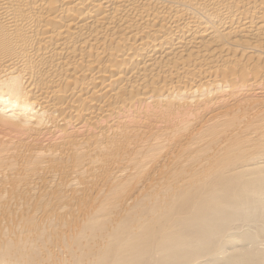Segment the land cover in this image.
Segmentation results:
<instances>
[{
	"label": "bare ground",
	"instance_id": "6f19581e",
	"mask_svg": "<svg viewBox=\"0 0 264 264\" xmlns=\"http://www.w3.org/2000/svg\"><path fill=\"white\" fill-rule=\"evenodd\" d=\"M264 0H0V264H264Z\"/></svg>",
	"mask_w": 264,
	"mask_h": 264
},
{
	"label": "snow or ice",
	"instance_id": "6c2138e0",
	"mask_svg": "<svg viewBox=\"0 0 264 264\" xmlns=\"http://www.w3.org/2000/svg\"><path fill=\"white\" fill-rule=\"evenodd\" d=\"M261 199H262V203H264V195H262Z\"/></svg>",
	"mask_w": 264,
	"mask_h": 264
}]
</instances>
